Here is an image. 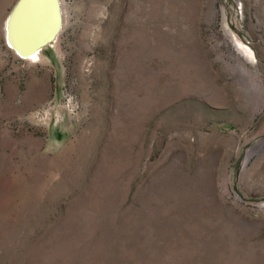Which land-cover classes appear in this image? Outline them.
Instances as JSON below:
<instances>
[{
    "label": "rangeland",
    "instance_id": "1",
    "mask_svg": "<svg viewBox=\"0 0 264 264\" xmlns=\"http://www.w3.org/2000/svg\"><path fill=\"white\" fill-rule=\"evenodd\" d=\"M18 1L0 264H264V0H61L33 61Z\"/></svg>",
    "mask_w": 264,
    "mask_h": 264
},
{
    "label": "bare ground",
    "instance_id": "2",
    "mask_svg": "<svg viewBox=\"0 0 264 264\" xmlns=\"http://www.w3.org/2000/svg\"><path fill=\"white\" fill-rule=\"evenodd\" d=\"M19 2L20 0L17 2L12 13L9 15L6 25H5L6 43H7V46L11 50H13L16 53V55H18L21 59L33 61L37 53L32 54L30 52V49L32 47L33 42H35L37 39L34 34L35 16L38 11V8H37L38 6L36 5L37 0H23L21 5L17 9ZM23 11L25 12L22 15L21 13ZM62 20L64 21L63 13H62ZM19 22H20V28L25 23L26 29H27V35H26V39L17 41L16 38H14L12 34V30L14 27H16L17 25L16 23L19 24ZM36 22L39 23V20ZM20 28L18 30H20Z\"/></svg>",
    "mask_w": 264,
    "mask_h": 264
},
{
    "label": "water",
    "instance_id": "3",
    "mask_svg": "<svg viewBox=\"0 0 264 264\" xmlns=\"http://www.w3.org/2000/svg\"><path fill=\"white\" fill-rule=\"evenodd\" d=\"M22 1L20 0L17 9ZM36 5L38 6V11L35 16L34 34L37 39L33 42L30 49L32 54L38 53L52 44L61 33L63 27L60 0H37ZM38 20L39 23L36 22Z\"/></svg>",
    "mask_w": 264,
    "mask_h": 264
}]
</instances>
